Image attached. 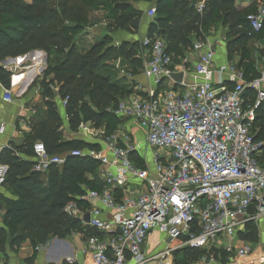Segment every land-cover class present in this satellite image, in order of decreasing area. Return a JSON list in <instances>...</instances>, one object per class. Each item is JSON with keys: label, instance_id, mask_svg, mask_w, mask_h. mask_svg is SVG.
<instances>
[{"label": "built area", "instance_id": "obj_1", "mask_svg": "<svg viewBox=\"0 0 264 264\" xmlns=\"http://www.w3.org/2000/svg\"><path fill=\"white\" fill-rule=\"evenodd\" d=\"M204 8L205 1L198 3L196 13ZM147 17H155L154 8ZM246 21L252 33L263 29L264 2ZM140 45L144 75L157 88L170 82L169 89L129 96L110 113L144 131L149 162L142 158V170L130 161L138 146L119 131L102 136L98 149L67 155L97 163L102 187L84 189L78 198L88 208L64 206L67 217L96 235L85 237L82 249L62 264H171L178 250L204 253L199 264H215L219 253L234 264L246 260L253 247L239 241V232L264 218V141L253 134L257 110L264 109V70L246 79L235 66L215 68L211 46L199 41L187 73L162 39L145 38ZM175 74H181L179 83L172 80ZM2 101L12 103L11 93L5 91ZM67 101L61 99L64 110ZM4 131L0 126V135ZM32 153L31 171L41 175L66 160L49 155L41 142ZM155 233L164 236L165 248L144 256Z\"/></svg>", "mask_w": 264, "mask_h": 264}, {"label": "trees", "instance_id": "obj_2", "mask_svg": "<svg viewBox=\"0 0 264 264\" xmlns=\"http://www.w3.org/2000/svg\"><path fill=\"white\" fill-rule=\"evenodd\" d=\"M196 1L80 0V6L74 0H32L30 4L23 0H0V61L21 57L31 51H43L48 58L40 82L46 110L36 112L31 133L25 136L23 145L9 146L0 152V165L7 169L1 185L12 198L0 201V250L11 248L17 252L23 243L29 241L33 255L27 261L33 264L36 249L43 248L50 240H66L76 234L84 237L96 235L81 221L67 217L63 208L68 202L88 208L78 201L84 189H101L97 163L67 157L74 150L98 147L63 140L59 131L62 122L55 110L52 101L55 93L50 86H55L56 95L61 99L68 97L65 113L72 130L80 124L91 123L95 129H103V137L115 133L122 124L110 111L131 92L121 80H116L114 72L104 66L112 56L115 60L126 61L125 46L107 48L111 45V38L106 36L85 54L76 49L74 41L90 26L85 9L104 13L109 34L118 31L134 33L143 17L134 5L150 4L155 9V17L149 25L148 38L162 39L168 52L176 57L191 49L193 40H204L210 28L221 24L234 36L231 46L240 48L241 63L246 65L245 78L256 77L246 49V43L253 35L246 21L247 14L236 11L235 0H206L199 16L195 10ZM256 34L263 35L264 26ZM100 69H104L105 74H98ZM0 84L7 90L11 87L10 74L1 68ZM258 110L256 122L261 120L262 124L259 129H253L256 142L264 141V111ZM36 141L44 145L49 155L66 157L60 168H52L45 174L44 187L39 185V179L44 175L33 173L32 163L27 160L33 156L32 146ZM129 159L137 168L145 169L143 160L136 155L130 154ZM248 231L243 239L256 241L254 227L249 226ZM203 255L182 250L174 253V263H196ZM217 260L227 262L223 254Z\"/></svg>", "mask_w": 264, "mask_h": 264}, {"label": "crops", "instance_id": "obj_3", "mask_svg": "<svg viewBox=\"0 0 264 264\" xmlns=\"http://www.w3.org/2000/svg\"><path fill=\"white\" fill-rule=\"evenodd\" d=\"M23 1L27 4L32 2V0ZM200 2L202 1L197 0L195 2V6ZM263 2L264 0H235L234 7L237 12L247 14L248 16L260 8ZM134 7L143 13L138 30L134 33L118 31L113 35L112 47L121 49L122 46H125L124 51L127 56L125 57L126 61L119 59L115 60V62L112 61L109 64L112 65L113 72H115L116 75V80H121L122 85L127 87V90L131 92L129 96H144L148 91L152 90H155L157 93L167 91L169 89L170 82H162V85L157 88L154 82L150 78H147L143 73L146 57L143 56L140 43L143 39L148 38L150 30L149 25L154 20V18L150 19L147 17V13L151 9V6L146 2H142L135 4ZM233 40L234 36L229 33L228 28L222 26L221 24H217L216 26L210 28L209 34L204 40H193V44L202 41L211 46V50L214 53L213 64L215 68L224 65H232L244 73L246 65L241 63L240 48L235 45L231 46ZM246 49L249 53L254 73L257 74L259 71H263L264 34L258 35L253 33L252 37L246 43ZM170 54L174 59L175 65L185 69L187 73L191 71L198 56L193 52L192 48L184 51L181 57H176L171 52ZM47 61V55L43 51H31L21 57L6 58L3 61H0V68L10 74L11 86L10 89L7 90L0 84V126L5 127L4 133L0 135V152L2 149L9 146L19 147L23 145L26 140L25 136L31 133V122L35 117L36 112L39 110H46V106L44 105L45 99H43L42 91L40 89V82L47 68ZM246 76L250 77L249 75ZM215 79L216 78H214V80ZM224 83L227 88L232 87L227 81ZM51 87L53 88L52 91L56 93L54 91V89L56 90L55 86H50V88ZM5 91L10 92L13 97V102L10 104L2 101ZM52 101L55 104V110L62 122L59 131L63 140L79 141L93 146L101 142L103 129L97 130L94 128L93 124L86 123L80 124L76 130H72L66 117L65 110L62 108L61 98L55 94ZM121 123L128 131L127 133L130 136L128 134L127 135L131 138L134 144L136 137L141 139V145L136 148L134 155L140 159L144 157V159L149 162L150 156L144 144V131L138 127L130 125L126 121H121ZM82 127H85V129ZM37 142L38 141H36V143ZM27 160H30L31 163L33 162L32 158ZM6 171V167L0 165V201L2 199H12L6 189L1 185ZM98 181L101 184L99 178ZM142 191V189L139 190V193H142ZM1 226L2 224L0 219V227ZM249 226H253L255 229L256 241L254 242L242 239L244 236L248 235ZM154 235L160 237V242L152 243L150 240L146 246L143 247L144 256H150L152 253L154 254L165 248V245H163L164 236L157 233ZM238 237L241 243H250L253 247V252L250 257L237 264H261L259 262V258L264 256V218L259 220L256 224H247L245 228L239 232ZM84 239L85 237L81 234L73 235L66 240L54 239V241H51L37 252V257L33 264H62L65 257L77 253L82 249ZM159 246H162V248L158 250ZM179 251L182 250L175 252ZM174 253L170 260L171 264H175ZM32 255L33 249L29 241H26L21 245L17 253L10 251L8 248L0 250V264H29L27 260H29ZM79 260H81L80 257ZM192 264L199 263L196 262ZM215 264L234 263L228 261L226 263H222L217 260Z\"/></svg>", "mask_w": 264, "mask_h": 264}, {"label": "rangeland", "instance_id": "obj_4", "mask_svg": "<svg viewBox=\"0 0 264 264\" xmlns=\"http://www.w3.org/2000/svg\"><path fill=\"white\" fill-rule=\"evenodd\" d=\"M74 1L77 2L81 6L80 0H74ZM84 13L88 17V21H89L90 26L87 29H85V31L74 41L75 42V47L78 50V52L80 54L87 53L92 47H94L95 45H97L100 42H102V40H104V38L106 36H109V38H111V45H109L107 47V48H111L112 47V43H113V35H114V33H110L109 34V31L107 30L108 29L107 28V22L104 19V13L103 12H95V11H92V10H89V9H85ZM112 61L115 62V57L114 56H112L111 60L108 61L107 63H105V65H104V66H107L106 69L109 72H111V73H113V69H112V65L109 64V63H111ZM98 74H105V70L104 69H100ZM258 111L263 112L264 109L261 108V110L259 109ZM261 124H262V121L258 120L256 122L255 126H254L255 130L259 129V126ZM118 131L121 134H124V135L128 134L127 133L128 131L125 129V127L122 124L119 125ZM140 141H141V139L139 137L138 138L136 137L135 144L138 147L141 145ZM39 185H41L43 187L46 186V175L40 177ZM51 241H54V239L50 240L48 243H50ZM151 242L152 243H159L160 242V237L157 236V235H153L151 237ZM163 245H165V243H163ZM161 248H162V246H159L158 250L161 249ZM9 250L12 251V252H15L14 249L10 248Z\"/></svg>", "mask_w": 264, "mask_h": 264}, {"label": "water", "instance_id": "obj_5", "mask_svg": "<svg viewBox=\"0 0 264 264\" xmlns=\"http://www.w3.org/2000/svg\"><path fill=\"white\" fill-rule=\"evenodd\" d=\"M200 1H205V0H200ZM172 79H173L174 81H176V82L179 83L180 80H181V75H173V76H172ZM84 221H85V222L88 221L87 217L84 219Z\"/></svg>", "mask_w": 264, "mask_h": 264}]
</instances>
